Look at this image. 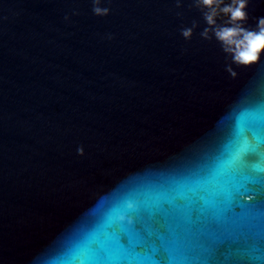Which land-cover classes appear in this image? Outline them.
Here are the masks:
<instances>
[{
  "label": "water",
  "instance_id": "95a60500",
  "mask_svg": "<svg viewBox=\"0 0 264 264\" xmlns=\"http://www.w3.org/2000/svg\"><path fill=\"white\" fill-rule=\"evenodd\" d=\"M176 2L0 0V264H264V52Z\"/></svg>",
  "mask_w": 264,
  "mask_h": 264
},
{
  "label": "clouds",
  "instance_id": "9594fccd",
  "mask_svg": "<svg viewBox=\"0 0 264 264\" xmlns=\"http://www.w3.org/2000/svg\"><path fill=\"white\" fill-rule=\"evenodd\" d=\"M100 2L101 0H92L93 14L96 16L108 15L110 9L100 7ZM247 5L248 0H230L228 3H225V0H193V6L201 11L207 25L200 36L205 40L214 37L222 51L231 56L232 63L237 66L249 65L258 61L261 53L264 52V17L256 18L254 30L244 27L248 20ZM176 7H180V0H177ZM220 18L226 19H223L222 23H217ZM196 27L197 23L193 21L191 27L182 28L183 38L191 39L193 29ZM225 71L232 78L237 75L230 65L225 68ZM77 153L83 155V148H78Z\"/></svg>",
  "mask_w": 264,
  "mask_h": 264
},
{
  "label": "snow or ice",
  "instance_id": "6c2138e0",
  "mask_svg": "<svg viewBox=\"0 0 264 264\" xmlns=\"http://www.w3.org/2000/svg\"><path fill=\"white\" fill-rule=\"evenodd\" d=\"M236 159V157H232V160L234 161ZM129 209H131V208H129Z\"/></svg>",
  "mask_w": 264,
  "mask_h": 264
}]
</instances>
